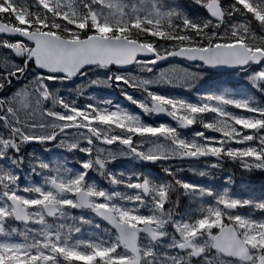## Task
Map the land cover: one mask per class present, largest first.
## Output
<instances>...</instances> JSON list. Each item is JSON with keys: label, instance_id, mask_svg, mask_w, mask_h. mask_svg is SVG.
<instances>
[{"label": "snow or ice", "instance_id": "snow-or-ice-1", "mask_svg": "<svg viewBox=\"0 0 264 264\" xmlns=\"http://www.w3.org/2000/svg\"><path fill=\"white\" fill-rule=\"evenodd\" d=\"M225 162L264 173V0H0V264H264V196L182 178Z\"/></svg>", "mask_w": 264, "mask_h": 264}, {"label": "rangeland", "instance_id": "rangeland-1", "mask_svg": "<svg viewBox=\"0 0 264 264\" xmlns=\"http://www.w3.org/2000/svg\"><path fill=\"white\" fill-rule=\"evenodd\" d=\"M17 2H20V0H17ZM28 3H31V0H27ZM126 3H132V0H125ZM234 79V78H233ZM220 86L222 87H233V84L227 80V79H221ZM207 90V86H205V89ZM131 92V90H129ZM168 94L171 95H182L184 98H189L190 94L182 93L180 90L175 89H168L166 90ZM100 94L103 95L106 98H111L114 100V102H119L123 106L127 107L131 111L139 112L138 109H136L133 105L129 104L127 101H124L122 97L118 95V93L110 92L109 90H100ZM134 95H137L134 93ZM257 97L259 98V94H257ZM191 99L195 100V96H191ZM146 122H152V120L149 119V117H143ZM154 120V118H152ZM196 127V126H194ZM190 135V134H188ZM31 151V149H29ZM199 167H203V165H198ZM117 169H122L124 171H130L132 170V166L127 162H121L120 164L116 165ZM150 174L153 175H162L160 173V170L158 167L147 169ZM229 174L232 175V178L234 180V183L230 186V191L234 195H253L257 198L264 196V173L260 172H253V173H242L240 170H238L236 167H234L232 164L225 162L223 165V169L219 174V179L209 182L206 178H200L196 176H192L190 173L185 172L182 174V178L185 180H188L192 183L205 185L208 183H212L215 186H220L223 184L224 177L228 176ZM95 180L100 182L101 184L103 181L100 180L99 177H95ZM21 181L23 183V176L21 177ZM187 201L182 198L181 204L182 206L185 205ZM245 215L248 214L247 209L241 210ZM257 218H260L259 213H255Z\"/></svg>", "mask_w": 264, "mask_h": 264}, {"label": "flooded vegetation", "instance_id": "flooded-vegetation-1", "mask_svg": "<svg viewBox=\"0 0 264 264\" xmlns=\"http://www.w3.org/2000/svg\"><path fill=\"white\" fill-rule=\"evenodd\" d=\"M154 120H155V122H161V120H159L158 118H154ZM163 122H167V123H174L173 121H170V120H162ZM187 134H190V133H187ZM233 165V164H232ZM234 167H236L238 170H240L239 169V167L237 166V165H233ZM148 167H150V168H155V166H148Z\"/></svg>", "mask_w": 264, "mask_h": 264}, {"label": "water", "instance_id": "water-1", "mask_svg": "<svg viewBox=\"0 0 264 264\" xmlns=\"http://www.w3.org/2000/svg\"><path fill=\"white\" fill-rule=\"evenodd\" d=\"M159 120H169L167 117L158 118ZM171 121V120H170Z\"/></svg>", "mask_w": 264, "mask_h": 264}]
</instances>
